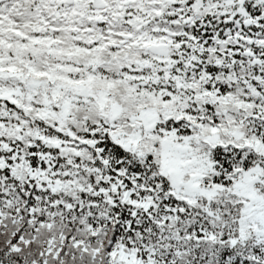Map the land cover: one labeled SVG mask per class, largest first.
Returning a JSON list of instances; mask_svg holds the SVG:
<instances>
[{
  "label": "snow or ice",
  "instance_id": "obj_1",
  "mask_svg": "<svg viewBox=\"0 0 264 264\" xmlns=\"http://www.w3.org/2000/svg\"><path fill=\"white\" fill-rule=\"evenodd\" d=\"M0 264H264V0H0Z\"/></svg>",
  "mask_w": 264,
  "mask_h": 264
}]
</instances>
